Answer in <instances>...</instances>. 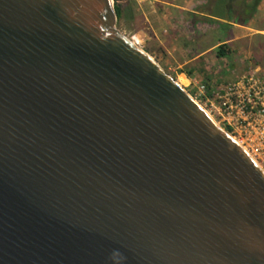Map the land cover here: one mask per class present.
<instances>
[{
	"label": "water",
	"instance_id": "95a60500",
	"mask_svg": "<svg viewBox=\"0 0 264 264\" xmlns=\"http://www.w3.org/2000/svg\"><path fill=\"white\" fill-rule=\"evenodd\" d=\"M118 21L0 0V264H264V171Z\"/></svg>",
	"mask_w": 264,
	"mask_h": 264
},
{
	"label": "rangeland",
	"instance_id": "374dc122",
	"mask_svg": "<svg viewBox=\"0 0 264 264\" xmlns=\"http://www.w3.org/2000/svg\"><path fill=\"white\" fill-rule=\"evenodd\" d=\"M157 1L158 4L154 0H121L123 17L118 21V28L127 37H136L132 39L134 44L149 51L147 53L167 72L185 73L195 84H205L209 92L233 84L255 70L264 76V32L237 29L236 41L225 43L232 37L233 27L212 23L204 12L208 6L206 0ZM247 1L248 4L254 2ZM176 7L185 8L186 11ZM215 11L219 15L225 14L219 7ZM227 15L232 21L236 17L231 12ZM212 18L223 24L229 23ZM254 23L256 28L264 29V5L260 11H256ZM224 44H227V55L219 59L217 52ZM214 47L216 50L193 60L200 50ZM189 59L192 60L187 65H182ZM191 71L192 75L189 74Z\"/></svg>",
	"mask_w": 264,
	"mask_h": 264
},
{
	"label": "built area",
	"instance_id": "2783aa9c",
	"mask_svg": "<svg viewBox=\"0 0 264 264\" xmlns=\"http://www.w3.org/2000/svg\"><path fill=\"white\" fill-rule=\"evenodd\" d=\"M259 72L255 70L237 82L211 92L205 84H195L185 73L169 71L168 74L220 127L228 131L264 171V76ZM192 88L194 91L191 92Z\"/></svg>",
	"mask_w": 264,
	"mask_h": 264
},
{
	"label": "trees",
	"instance_id": "16d2710c",
	"mask_svg": "<svg viewBox=\"0 0 264 264\" xmlns=\"http://www.w3.org/2000/svg\"><path fill=\"white\" fill-rule=\"evenodd\" d=\"M208 2V6L204 10L206 14L210 17L211 22L214 24H220V25H228L223 24L222 22H218L214 20L212 17L220 19L223 22H229L232 24H237L240 26L247 25L255 16L256 11L258 10V6L261 2V0H254V2L249 3L247 0H206ZM121 0H115V9L118 15L119 20L123 17V11L122 6L120 5ZM219 7L220 9H223L225 11V14L219 15L216 13V8ZM233 13L236 14V17L233 18V21L231 20V17L227 15V13ZM243 15L248 16L243 18ZM227 44L221 45L217 52V57L223 58L226 57L227 51L226 46ZM149 52V51H146ZM192 71L189 72L190 75H192Z\"/></svg>",
	"mask_w": 264,
	"mask_h": 264
},
{
	"label": "crops",
	"instance_id": "0c3cea01",
	"mask_svg": "<svg viewBox=\"0 0 264 264\" xmlns=\"http://www.w3.org/2000/svg\"><path fill=\"white\" fill-rule=\"evenodd\" d=\"M154 2L155 3H157L158 4V1L157 0H154ZM163 5H167L166 3H162ZM264 5V1L262 2V4L260 5V8L258 9V11H260L261 10V6H263ZM168 6V5H167ZM176 8H178L180 11H186V9L185 8H179V7H176ZM193 14L194 15H198V13H196V12H193ZM201 16L202 17H204L202 14H201ZM254 19H255V16L253 17V19L247 24V25H245V26H240V25H237V24H232V23H224V24H228L227 26H232L233 27V34H232V37L230 38V39H228L225 43H229V42H231V41H234L235 40V36H236V31H237V29H240L241 31L242 30H246V31H248V32H257V33H263L264 32V29H261V28H256L255 26H254ZM248 36V35H247ZM230 40V41H229ZM236 41V40H235ZM214 50H216L215 49V47L214 48H206V49H202V50H200L199 52H198V54H197V56L196 57H194V59L193 60H195V59H197L199 56L200 57H203L204 55H206V54H208L209 52H212V51H214ZM192 59H189L188 61H186V62H184L182 65H187L190 61H191Z\"/></svg>",
	"mask_w": 264,
	"mask_h": 264
},
{
	"label": "flooded vegetation",
	"instance_id": "af4514ba",
	"mask_svg": "<svg viewBox=\"0 0 264 264\" xmlns=\"http://www.w3.org/2000/svg\"><path fill=\"white\" fill-rule=\"evenodd\" d=\"M173 78H174V80H177L176 76H174Z\"/></svg>",
	"mask_w": 264,
	"mask_h": 264
},
{
	"label": "bare ground",
	"instance_id": "6f19581e",
	"mask_svg": "<svg viewBox=\"0 0 264 264\" xmlns=\"http://www.w3.org/2000/svg\"><path fill=\"white\" fill-rule=\"evenodd\" d=\"M133 38H136V37H133ZM133 42V41H132ZM134 43V42H133ZM137 46V45H136Z\"/></svg>",
	"mask_w": 264,
	"mask_h": 264
}]
</instances>
